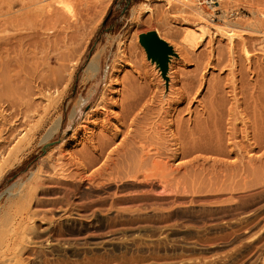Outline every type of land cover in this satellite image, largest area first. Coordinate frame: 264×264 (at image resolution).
I'll return each instance as SVG.
<instances>
[{
    "label": "rangeland",
    "instance_id": "rangeland-1",
    "mask_svg": "<svg viewBox=\"0 0 264 264\" xmlns=\"http://www.w3.org/2000/svg\"><path fill=\"white\" fill-rule=\"evenodd\" d=\"M60 1L0 0V42L13 39L17 49L11 55L23 53L27 72L38 68V74L40 70L43 74L50 72V65L55 64L51 66L53 70L59 67V60L68 55L69 58L63 59L68 62L65 81L70 78L66 86L63 81L58 87L59 91L64 90V99L50 119L42 123L40 110L31 114L24 125L22 149L0 177V264H264V135H261L264 134L261 130L264 127V0H219L215 9L209 7L208 0H193L206 9L203 19L186 7L182 15L183 10L178 7L183 5L179 0H66L71 13H65ZM183 2L192 4L190 0ZM17 22L20 29L13 26ZM197 25H203L208 32L204 38H197L195 48L188 45L187 50L188 42L183 35L190 28L200 29ZM73 30L77 39L68 35ZM150 30H155L174 52L169 55L164 74L156 60L147 58L139 42V34ZM227 30L233 33L234 55L230 53L229 38L223 35ZM65 35L69 36V44ZM243 40L250 52V64L241 56ZM49 41L56 43L57 53L62 50L64 53L68 47L71 54L60 53L61 59L48 64V54L59 58L53 51L55 44L49 45ZM72 43L79 50H74L78 53L76 57L70 52ZM118 46L131 61L120 53L125 59L122 58L123 68L112 76L108 88V98L115 104L108 107L112 114L108 121L111 130L106 134H112L113 140L99 160L86 162L77 153L82 144L73 143L70 137L108 83ZM98 53L101 54L98 73L84 85V70L91 56ZM72 54L74 58L69 56ZM181 55L184 58L180 59ZM77 58H80L78 67L72 71ZM168 73L175 76L172 81ZM131 77H139L138 82H150L152 89L165 92L164 99H176L177 93L172 92L192 83L198 88H193L195 92L190 93L193 95L177 106L181 111L177 120L185 124L188 121L186 127L190 132L186 128V133L195 144L186 133L185 142L180 134V143L169 141L175 127L170 132L166 125V130L160 127L164 136L157 129L154 135L158 140L153 139L156 129L152 130L150 123L158 120L155 114L151 119L139 113L140 126H135L133 131L138 129V136L131 131L134 126L121 124L118 120L121 94L114 91L121 89ZM27 86L17 85L14 90L22 94L29 91ZM77 102H81V108L71 119ZM35 104L42 106L45 100L35 99ZM234 106L238 113L232 112L236 115L230 112ZM11 112L6 103H0V116L7 117ZM60 113L59 129L43 141L49 121ZM100 116L98 125L88 123L90 131L99 132L104 115ZM198 117L203 121L201 130L204 129L203 141L199 143L196 138L199 148L195 140L197 130L192 131L193 121ZM165 118L166 123L171 119ZM0 122L2 125L1 119ZM127 129L135 139L144 138L145 144H151L150 154L153 152L155 158L162 155L160 162L163 160L162 163L177 169L162 175L163 171L160 173L155 168L152 171L157 173L144 177L142 173L149 172L152 163L150 158H141V150L132 147L135 144L131 146L133 149L130 147L134 151L129 148L133 136L125 133ZM182 140L187 146L191 141L197 149L189 145L185 155L180 154ZM199 144H204L203 148ZM60 145L69 150L63 151L65 159L48 160L47 154L56 153ZM110 150L113 152L107 158ZM138 159L144 160L143 166ZM147 166H150L148 170Z\"/></svg>",
    "mask_w": 264,
    "mask_h": 264
},
{
    "label": "bare ground",
    "instance_id": "bare-ground-1",
    "mask_svg": "<svg viewBox=\"0 0 264 264\" xmlns=\"http://www.w3.org/2000/svg\"><path fill=\"white\" fill-rule=\"evenodd\" d=\"M178 1V0H177ZM180 1V4L182 3V8H181V6H179L178 8L179 9H182L183 11H181V10H179V12L181 11V14L183 15V12H184V8L186 7L192 14H194L195 16H197V18L198 19H200V18H202L203 19V17H204V15H205V11H206V9L203 7V6H199V5H197V4H195V2H193V0H190V1H192V4H191V2H189V3H184L183 2V0H179ZM61 2V4H63L65 7H64V11H65V13H71V10L68 8L69 6H67V2H66V0L65 1H63V0H61L60 1ZM60 2H58V3H60ZM208 2H209V7L211 8V9H215L218 5H219V0H208ZM216 5V6H215ZM145 6H146V4H145ZM145 6L143 7V8H145ZM147 8L149 7L148 6V4H147V6H146ZM146 8V9H147ZM185 8V10H187ZM146 9H144V11L146 10ZM150 8H148V10H149ZM151 10V9H150ZM188 11V12H189ZM149 12V11H148ZM187 12V11H186ZM185 13V12H184ZM181 15V16H182ZM180 16V15H179ZM201 19V21H203ZM162 21V20H161ZM5 22V21H4ZM4 22H3V24L2 25H4ZM20 22V21H19ZM19 22H17V23H13L14 25V27H19V29H20V26L21 25H19ZM64 22H66V21H64ZM70 23V22H69ZM147 23V22H146ZM160 23V22H159ZM1 24V23H0ZM20 24H25V23H20ZM68 23L66 22V24H65V26L67 25ZM138 24V23H137ZM168 24V23H167ZM147 25H148V23H147ZM153 25V24H152ZM162 25V24H161ZM201 25V24H200ZM68 28H70V25L68 24ZM150 27H151V25H149ZM148 26V29L150 28ZM153 27V26H152ZM163 27H165V26H163ZM197 27H201L200 29H194V28H190L187 32H185L184 34L185 35H183V36H185L184 38H186V39H184V40H186V42H188V43H186L185 41H183L182 40V38H181V40L184 42V43H186L187 44V46L183 43L182 45H183V47H184V45L186 46L185 48H187V47H191V46H194V44H196L195 46H197V42H198V40H197V38L199 39V37H203V35L205 36V33L207 34V32H208V30H207V28H205V29H203L204 27H203V25L202 26H199V25H197ZM154 28H155V26H154ZM204 30H206V31H204ZM21 35V34H20ZM68 35H70V38L71 39H74V38H76L77 39V33L75 32V30H73L70 34H68ZM169 35V34H168ZM167 35V36H168ZM223 35H226L228 38H229V40H230V46H229V48H230V53H232L233 55L234 54H236V49H235V47H236V45L233 43V41H232V39H233V33L231 32V30H227V31H225L224 33H223ZM22 36V35H21ZM66 36L67 35H65V38H66ZM76 36V37H75ZM19 38L20 36H16V38ZM26 37V36H25ZM24 37V38H25ZM68 37L69 36H67V39H68ZM12 38H13V36H12ZM16 38H14V39H16ZM64 38V37H63ZM204 38V37H203ZM202 38V39H203ZM22 39H23V37H22ZM61 39H62V37H61ZM2 40V39H1ZM19 40H21V39H19ZM63 40V39H62ZM70 39H68V44L70 43V41H69ZM201 40V39H200ZM56 41H59V40H57L56 39ZM66 41V40H65ZM74 41V40H73ZM79 41V40H78ZM23 42V41H22ZM180 42V43H181ZM18 43H19V41H18ZM49 43H52V42H48V44ZM53 43H54V41H53ZM52 43V44H53ZM59 43V42H58ZM77 43V42H76ZM48 44H45V45H48ZM55 44V47L53 46V49L54 48H56L57 47V49H58V46H56V43H54ZM73 44V43H72ZM78 44V45H77ZM76 45L79 47V43H77ZM119 44H120V42H119ZM16 44L14 43V41H13V39H10V37H9V39H6V40H3V41H1L0 42V47L2 48H0V103L2 102H4V103H6L9 107H10V109L12 110V112H11V114L9 115V114H7V115H9V116H7L6 117V115L5 116H0V119H1V121H2V125L0 126V177H1V175L3 174V172H4V170H5V168H7L11 163H12V161L14 160V158L17 156V154L21 151V149H22V140H23V138H24V125L29 121V119H30V117H31V114H34V113H36L37 111H41V115H40V117H41V122L42 123H45L48 119H50V117L54 114V112H57L58 111V108H59V105L61 104V102L63 101V99H64V90H60L59 91V89H58V87H59V85L60 84H62V82L63 81H65V71L67 70L66 69V64L68 63V62H66V60H63L64 59V57H66V58H69L68 57V55H66V51H68V47H66V45H65V47L67 48V49H65L66 51L63 53L62 51H60V53H62V54H65L66 56H64L63 55V58L61 59L60 58V53L58 54L56 51H55V49L53 50L52 48H51V50H53L54 51V54H57L58 56H59V58L58 57H55V56H50L48 53H47V51L48 50H50V48L48 49V47H47V49L48 50H46V55L44 54V53H42L43 55H45V57L47 56V54H48V56L46 57V59H47V63L48 64H50V62H52V61H55V60H57V59H61V60H59L60 61V66L58 67V66H56L55 67V69H57V71L54 69H52L54 66H55V64H54V66L53 65H50V67H49V71L50 72H48V73H45V74H43V72L40 70V74H38V72H37V69L38 68H35L32 72H27V65H26V63H27V59H25L26 57L25 56H23L22 54L23 53H21V54H15V55H11V53H14V46H15ZM21 45V44H20ZM22 45H23V43H22ZM43 45V44H42ZM50 45V44H49ZM61 46H62V43L60 44ZM134 45V44H133ZM189 45V46H188ZM241 45H242V49H241V56H243L244 57V61H246L247 63H249L250 64V62H251V56H250V52L248 51V49L246 48V41H244L243 40V42H241ZM5 46V47H4ZM17 46V45H16ZM77 46H75L74 47V44H73V46H72V48H71V46H70V52H72V53H75L74 52V50H78V49H76V48H78ZM125 46V45H124ZM195 46L193 47V48H195ZM18 47H19V45H18ZM43 47H44V45H43ZM52 47V46H51ZM64 47V45L62 46V48ZM130 47V46H129ZM135 47H136V45H135ZM75 48V49H74ZM182 48V47H181ZM192 48V47H191ZM192 48V49H193ZM15 49H17V48H15ZM64 49V48H63ZM142 49V48H141ZM43 50H45V49H43ZM73 50V51H72ZM118 50H119V53H117V55H115V57H114V59H113V61H112V65H111V72H110V78H109V81H108V83L107 84H105V86L103 87V89L101 90V92H100V94H99V96L95 99V101H94V103H93V105L90 107V109L85 113V115H84V117H83V119H81V121L76 125V127L72 130L73 132H72V134H71V137H70V141H72L73 143H75L76 142V144H82V148H81V150L79 151V152H77V153H80L79 154V156L81 157V159L83 160V161H86V162H94L95 160H99L100 159V157H102L103 156V154L105 153V151H106V149L108 148V146H109V144H110V142H112V140H111V136H112V134H106L107 132H110L109 131V129H110V126H108L109 124H108V121H109V119H111V117H110V115H112V114H110V112H109V110H108V107H110V106H114V101H112L111 102V99L110 98H108V88L110 87V82L113 80V78H112V76L114 75V74H116L117 72L119 73L121 70H122V68H123V65H122V60L124 59L123 57L124 56H126V54L124 53V51L125 50H123V48L121 47V46H118ZM127 50V49H126ZM182 50H183V48H182ZM181 50V52H183ZM187 50H188V48H187ZM79 51V50H78ZM190 51H191V49H190ZM190 51H189V53H190ZM18 52H21V51H18ZM23 52V51H22ZM52 52V51H51ZM50 52V53H51ZM126 52V51H125ZM129 53H130V51H128ZM137 52V51H136ZM68 54H71V53H69V51L67 52ZM120 53H122V55L124 54V56H121L120 55ZM53 54V55H54ZM128 54V53H127ZM182 54V53H181ZM183 54H187L186 52L184 53L183 52ZM182 54V55H183ZM232 54H231V56H232ZM52 55V54H51ZM75 55H78V53L76 54H74V56ZM100 53H98V54H95V55H92L91 56V58H90V61L88 62V64H87V67L85 68V70H84V74H83V80L82 81H84V85L87 83V81H89L91 78H93L94 76H96V74L98 73V70H99V68H100ZM132 55V54H131ZM131 55H129V56H131ZM133 55H135L134 57H136L137 56V54H133ZM181 55V57H180V59H182V58H184V56H182ZM189 55V54H188ZM239 55V54H238ZM62 56V55H61ZM70 57H73L74 58V56H73V54H72V56L71 55H69ZM80 56V55H79ZM79 56H77V57H79ZM236 56V55H235ZM241 56H238V57H241ZM32 57V56H31ZM34 57H35V55H34ZM43 56H41V58H42ZM76 57V56H75ZM127 57V56H126ZM132 57V56H131ZM189 56H187V58H188ZM233 57V56H232ZM38 58V57H37ZM44 58V57H43ZM65 58V59H66ZM123 58V59H122ZM128 58V57H127ZM186 58V57H185ZM129 59V58H128ZM128 59H126V62H127V60ZM139 59V58H138ZM150 59V58H149ZM189 59V58H188ZM70 60V59H69ZM71 60H72V58H71ZM76 61H74L73 63H74V65H72V71H76V68L78 67V64H79V61H80V58H77V59H75ZM186 60V59H185ZM190 60H191V58H190ZM43 63H46V61H45V58L43 59ZM73 61V60H72ZM124 61H125V59H124ZM129 61H131V58L129 59ZM184 61V60H183ZM240 61V60H239ZM37 62V61H36ZM236 62V61H235ZM54 63V62H53ZM59 63V62H58ZM172 63V62H171ZM201 63V62H200ZM233 63H234V58H233ZM232 63V65H235V63L233 64ZM69 64H70V61H69ZM68 64V65H69ZM141 64V63H140ZM39 65V64H38ZM59 65V64H58ZM66 65V66H65ZM143 65V64H142ZM170 65V64H169ZM44 66V65H43ZM46 66V65H45ZM51 66H53L52 68H51ZM70 66V65H69ZM68 66V67H69ZM153 66H154V63H153ZM199 66V65H198ZM61 67V69H59L58 70V68H60ZM172 67V66H171ZM50 68H51V70H50ZM198 68V67H197ZM47 69V68H46ZM68 69H70V68H68ZM39 70V69H38ZM152 70V69H151ZM30 71H31V69H30ZM160 71V70H159ZM47 72V71H46ZM69 72V71H68ZM155 72V71H154ZM74 73V72H73ZM139 73H141V72H139ZM170 73H172V72H170ZM48 74V75H47ZM169 74V73H168ZM170 75V74H169ZM173 75H174V73H173ZM141 76H143V75H141ZM159 76V75H158ZM171 76V75H170ZM200 76H202V75H200ZM144 77V76H143ZM139 78V77H138ZM138 78L136 79L135 77H131V78H129V80L127 81L126 80V82L124 81V83H126L125 85H124V83H123V86H122V88L121 89H119V90H115L114 91V93H117V92H119L120 94H121V99H118L119 100V106H120V113H119V115H118V120H120L121 121V124L122 125H125L126 127H128V126H130V128H131V126L133 127L134 126V128H133V130H131L132 132L135 130V126H136V128H138L140 125L138 124V121H139V113L140 112H142V116H143V114H146V117L147 116H151V115H153V114H155L154 116H157V118H158V120H156V121H154L153 122V120L151 121V123L150 124H153V125H151L152 126V130H155L153 133H152V136L154 135V134H156L157 132L156 131H158L157 129H159V131H160V127H164V128H162V130H166V128H165V126L164 125H166L167 126V128H170L169 129V131L171 132V127H175L174 129H173V131H175V132H171V136H172V138L170 139L169 137V141L170 140H174L175 142H179L180 143V141H179V136L180 135H182V137H183V139H184V142H185V137L188 135L186 132H187V130L189 131L190 129H188L186 126L188 125V121H187V124H185L184 122L183 123H181L180 121H178L179 119H178V117H181V116H179L180 115V112L181 111H179L178 109H177V106L179 105V104H181V103H183L185 100H188V98H189V95H190V93L192 92V91H194L195 92V90H197L198 88H194V86L191 84V82H190V84H191V86H186V87H184L183 89H181L180 90V88L178 89V90H180L179 92L178 91H173L172 92V94L173 93H177V94H175V95H177V98L176 99H174V100H171V99H173V98H171L170 99V97H169V95L170 94H168V99H170V100H168V99H164L163 98V94L165 93H163L162 92V90H160L161 91V93H159L158 92V90H159V88L157 89H152L153 88V86H152V88H151V86H150V82L149 83H147V82H145L144 80V82H138ZM171 78V81L175 78V76H171L170 77ZM197 78H200V77H198V74H197ZM196 78V79H197ZM203 78V77H202ZM162 79V78H161ZM184 79H186V78H184ZM187 79H189V78H187ZM186 79V80H187ZM69 80H70V78H68L66 81H65V83H63V84H65V86L69 83ZM181 80V79H180ZM199 80V79H198ZM200 80H201V78H200ZM176 81V80H175ZM182 81H183V79H182ZM189 81V80H188ZM191 81V80H190ZM194 81H196L195 79H194ZM178 82H179V80H178ZM181 82V81H180ZM197 82V81H196ZM200 82V81H199ZM142 83V84H141ZM156 83H157V81H156ZM172 83H174V82H171L170 83V86L172 85ZM195 83V82H194ZM160 84V83H159ZM182 84V83H181ZM189 84V85H190ZM200 84V83H199ZM17 85H21V86H25V87H28L27 85H29L30 87H29V91L27 92H23L22 94H20V93H17V92H15V90H14V87L15 86H17ZM122 85V84H121ZM152 85V84H151ZM169 85V84H168ZM183 85H184V81H183ZM185 85H187V84H185ZM63 86V85H62ZM158 86V85H157ZM160 86V85H159ZM173 86V85H172ZM182 86V85H181ZM180 86V87H181ZM193 86V87H192ZM197 87V86H196ZM198 87L200 88V86L198 85ZM167 88V87H166ZM170 88V87H169ZM195 90H194V89ZM53 89V90H52ZM214 89V88H213ZM157 90V91H156ZM171 90H173L172 88H171ZM171 90L169 91V92H167V93H170L171 92ZM175 90V89H174ZM113 91V90H112ZM164 91V90H163ZM156 92H158L159 94H161V95H158V93H156ZM197 92H199V90L197 91ZM196 92V93H197ZM215 92H217V91H215ZM214 92V93H215ZM243 93V92H242ZM118 94V93H117ZM171 94V95H172ZM240 94V93H239ZM174 95V94H173ZM193 95V94H192ZM192 95H190V97L192 96ZM164 97H165V94H164ZM235 97V96H234ZM38 98H41V99H43V100H45V104L44 105H40L39 106V104H35V99H38ZM194 99V98H193ZM193 99H191V100H193ZM236 99V98H235ZM189 102L191 103V101L189 100ZM187 103V102H186ZM244 103V102H243ZM189 104V103H188ZM201 104V103H200ZM166 105V106H165ZM219 105V104H218ZM236 106V105H235ZM234 106V110H231L230 112L232 113V114H235L236 112H235V107ZM202 107V106H201ZM238 107V106H237ZM81 108V102H77V104H74L73 105V111H72V113H71V119H73L74 117H75V115H76V113H77V110L78 109H80ZM204 108V107H203ZM233 108V107H232ZM248 108V107H247ZM110 109V108H109ZM202 109V108H201ZM230 109H231V107H230ZM204 110H206V109H204ZM243 110V109H242ZM207 111V110H206ZM232 111H234L235 113H233ZM204 112V111H203ZM210 112V111H209ZM212 112V111H211ZM199 112H197L196 114H198ZM200 113H202V110H201V112ZM237 113H238V111H237ZM236 113V114H237ZM195 114V115H196ZM206 114H208V113H206ZM235 114V115H236ZM1 115V114H0ZM100 115H104L103 117H102V119L100 120L101 121V129L99 130V132H97V133H95V132H93V131H90L89 130V127H88V123H94V124H96V125H98L99 124V120L97 119V117L98 116H100ZM209 115V114H208ZM208 115L206 116L207 118H208ZM167 116H169V117H171V119H169L168 121V123H166L167 122V120H164V119H166L165 117H167ZM200 116V115H199ZM203 116V115H202ZM204 116V117H205ZM210 116V115H209ZM101 117V116H100ZM110 117V118H109ZM144 117V116H143ZM147 118V119H150V118ZM195 117V116H194ZM197 117V116H196ZM235 117V116H234ZM155 118V117H154ZM206 118V119H207ZM211 118V117H210ZM61 119H62V114L60 113L58 116H56L53 120L51 119V121H49V124L47 125V127L45 128V131H44V133H43V137H42V140L43 141H45V140H48L52 135H53V133L54 132H56L58 129H59V127H60V125H61ZM97 119V120H96ZM141 119H143L142 117H141ZM152 119V118H151ZM178 119V120H177ZM182 119V118H181ZM103 120V121H102ZM202 120H205L204 118H202ZM93 121V122H92ZM142 120H140V122H141ZM166 121V122H165ZM182 121H184V120H182ZM196 121V122H195ZM194 123H195V125H194V127L195 128H193V125H192V131L195 129V130H197V134H198V136H197V134H196V136H195V133H193V135L195 136V140H196V138H198V140H199V143H200V141H201V139L204 137V136H202V132L201 131H204V129L203 130H201L202 129V127L200 126L201 124H202V122L203 121H201V119L198 117V118H196L194 121H193ZM1 123V122H0ZM190 123V122H189ZM193 123V124H194ZM206 123V122H205ZM262 124V123H261ZM138 125V126H137ZM189 126V125H188ZM205 126V125H204ZM264 126V125H263ZM130 128H129V130H130ZM149 128L151 129V127L149 126ZM186 128H187V130H186ZM190 128H191V126H190ZM205 128V127H204ZM262 128V127H261ZM264 128V127H263ZM261 129L262 131H264V129ZM111 130V129H110ZM128 130V129H127ZM127 131V132H125L126 134L128 133V134H130L131 132L130 131ZM138 130V129H137ZM137 130H136V132H137ZM149 130V129H148ZM168 130V129H167ZM151 131V130H150ZM136 132H133V134H135V135H137L136 134ZM190 132V131H189ZM188 132V133H189ZM146 134H147V132H145ZM149 133V132H148ZM151 133V132H150ZM185 133H186V136H185ZM263 133V132H262ZM132 134V133H131ZM132 134V136L133 137H128L127 139H131V140H129L130 142L129 143H131V145L128 143V141L126 142V143H128L129 144V148L132 146V145H136V143L139 145H137V146H132V147H134V148H136L137 147V149H140L141 150V153H143V155L141 156V158L143 157V156H145V157H147V159H149L150 158V161H151V170L149 169L150 168V166H149V168H148V166L147 167H145V169L146 168H148V169H146V170H148L149 172H147V171H145V170H143V171H145V172H143L142 173V175L144 176V177H149L150 175L151 176H153L155 173H157V171H152V169L153 170H155V168L161 173V171H163L162 172V175H165V174H167V173H169V172H171V171H174L175 169H177V167L175 168V167H170L169 165H167V163L165 162V163H162L163 162V160L160 162L159 160L160 159H162V155H161V157L159 156V155H157V153L159 152H157V150H154V152H157L156 153V155H155V153H154V155L155 156H159V158H155L153 155H152V153L153 152H151V154H150V151H151V147H150V145L151 144H145L146 142V139H145V141H144V138H143V140H141L142 138H141V136H139L141 139H139L138 137V139L136 138L135 139V135H133ZM160 134H161V131H160ZM168 134H170V133H168ZM178 134H180L179 136H178ZM115 135V134H114ZM139 135V134H138ZM137 135V136H138ZM151 134H149V136H150ZM158 135H159V133H158ZM192 135V134H191ZM204 135V134H203ZM261 135H264V134H261ZM128 136V135H127ZM144 136H148V135H145L144 134ZM156 135H154V137H153V139L154 138H156L155 137ZM162 136H164V134H163V132H162V134H161V137ZM206 136V135H205ZM143 137V136H142ZM159 137H160V135H159ZM166 137H167V135H166ZM179 137V138H178ZM181 137V138H182ZM187 137H189V136H187ZM126 138V137H125ZM147 139H151L152 137H146ZM191 137H189L188 139H190ZM261 138V136L259 137V139ZM263 138V137H262ZM127 139H124L125 141L127 140ZM152 139V140H153ZM157 139V138H156ZM163 139H164V137H163ZM187 139V138H186ZM67 140V139H66ZM69 140V139H68ZM149 140H147V141H149ZM158 140V139H157ZM159 140H162V139H159ZM166 140V139H165ZM181 140V139H180ZM191 140L192 141H194L192 138H191ZM65 141V140H64ZM155 141V140H154ZM189 140H187L186 142H188ZM202 141H203V139H202ZM165 142V141H164ZM183 142V140H182V144H183V148H181V146H179L180 147V154H183V155H185V153H186V148L187 147H189V145L190 146H192L193 148L192 149H195L196 148V145L198 144L197 142V140H196V145H191L192 143H191V141L189 142L190 144L187 146L186 145V143H184ZM64 143V142H63ZM65 143H66V141H65ZM163 143V142H162ZM173 143V142H172ZM261 143V142H260ZM62 144V143H61ZM165 144V143H164ZM167 144V143H166ZM174 144V143H173ZM194 144H195V141H194ZM259 144V143H258ZM257 144V146H259ZM63 145H65V144H63ZM63 145L61 146H59V147H57V152L55 153V152H50V153H48L47 154V159L48 160H52L53 158L55 159V162L57 161V162H59L60 160H62L63 158H64V156H65V153H63V151L64 150H68V148L66 147V146H64L63 147ZM152 145H154V144H152ZM157 145V144H156ZM159 145V144H158ZM200 145V144H199ZM202 145V144H201ZM201 145H200V147H201ZM204 145V144H203ZM203 145H202V148H203ZM67 146H68V142H67ZM184 146H185V149H184ZM194 146H195V148H194ZM56 147L54 148V149H56ZM131 147V148H132ZM139 147V148H138ZM150 147V148H149ZM158 147V146H157ZM197 147L199 148V146L197 145ZM130 148V149H131ZM154 149L156 148L155 147V145H154V147H153ZM153 148H152V151H153ZM177 148H178V146H177ZM176 148V149H177ZM133 149V148H132ZM131 149V150H132ZM157 149V148H156ZM179 149V148H178ZM197 149V148H196ZM201 149V148H200ZM199 149V150H200ZM53 150V149H52ZM129 150V149H128ZM158 150H160V148L158 149ZM189 150V149H188ZM54 151H56V150H54ZM69 151V150H68ZM67 151V152H68ZM111 151V150H110ZM108 152V155H107V158L109 157V153L111 154L112 152H113V150L111 151V152ZM130 151V150H129ZM132 151H134V150H132ZM161 151H162V149H161ZM161 151L159 152V153H161ZM165 152H166V150H164ZM66 152V151H65ZM66 152V153H67ZM137 152H138V150H137ZM165 152H162L163 154H165ZM178 152V151H177ZM161 153V154H162ZM68 154H69V152H68ZM134 154H136L135 152H134ZM140 154V153H139ZM138 154V155H139ZM70 156H71V154H69ZM152 155V156H151ZM74 156V155H73ZM78 156V157H79ZM67 157H68V155H67ZM75 157V156H74ZM79 157V158H80ZM140 158V157H139ZM140 158V159H141ZM151 158H152V160H151ZM65 159V158H64ZM158 159V160H157ZM69 160V159H68ZM79 160V159H78ZM108 160V159H107ZM139 160V159H138ZM49 161V162H50ZM64 161V160H63ZM140 162H144V160H139ZM138 161V162H139ZM139 162V163H140ZM143 162L141 163V165L143 166ZM59 164V163H58ZM70 164V163H69ZM138 164V163H137ZM169 166V167H168ZM153 167V168H152ZM159 168L161 169V170H159ZM162 169H164V170H162ZM151 171V172H150ZM158 172V173H159ZM152 173H153V175H152Z\"/></svg>",
    "mask_w": 264,
    "mask_h": 264
},
{
    "label": "water",
    "instance_id": "water-1",
    "mask_svg": "<svg viewBox=\"0 0 264 264\" xmlns=\"http://www.w3.org/2000/svg\"><path fill=\"white\" fill-rule=\"evenodd\" d=\"M139 42L144 47L147 58L156 60L162 73L167 68L169 55L174 54L172 46L160 38L155 30L139 34Z\"/></svg>",
    "mask_w": 264,
    "mask_h": 264
}]
</instances>
